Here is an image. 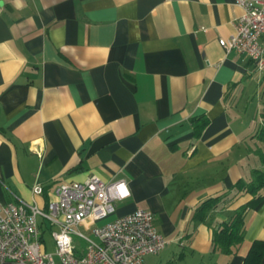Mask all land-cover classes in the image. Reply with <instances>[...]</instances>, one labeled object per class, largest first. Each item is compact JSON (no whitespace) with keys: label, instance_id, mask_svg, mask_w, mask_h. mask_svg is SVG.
I'll list each match as a JSON object with an SVG mask.
<instances>
[{"label":"crops","instance_id":"crops-1","mask_svg":"<svg viewBox=\"0 0 264 264\" xmlns=\"http://www.w3.org/2000/svg\"><path fill=\"white\" fill-rule=\"evenodd\" d=\"M242 11L235 0H0V200L44 206L62 182L124 179L109 220L146 208L172 257L242 264L264 239V68L218 42ZM243 206L227 254L213 231Z\"/></svg>","mask_w":264,"mask_h":264},{"label":"built area","instance_id":"built-area-1","mask_svg":"<svg viewBox=\"0 0 264 264\" xmlns=\"http://www.w3.org/2000/svg\"><path fill=\"white\" fill-rule=\"evenodd\" d=\"M235 1L243 9L235 32L218 42L226 52L244 53L263 69L264 0ZM32 191L41 193L43 187L35 184ZM128 194L124 179L104 180L89 173L83 180L60 183L44 206L18 196L0 200V264H145L146 254L158 253L167 243L151 210L139 207L95 224ZM44 226L50 228L53 251L46 249ZM74 235L84 239L83 246Z\"/></svg>","mask_w":264,"mask_h":264},{"label":"trees","instance_id":"trees-1","mask_svg":"<svg viewBox=\"0 0 264 264\" xmlns=\"http://www.w3.org/2000/svg\"><path fill=\"white\" fill-rule=\"evenodd\" d=\"M260 114L261 124L259 125L258 131L255 135L263 140V145L258 148L257 153L261 161L264 163V99L262 100ZM258 175L262 183V180L264 181V172L259 171ZM240 187V191L248 189L252 192L254 189L258 188V185L253 184L248 188H244V185L241 183ZM244 209L245 206L237 209L230 221L224 222L213 231L212 241L214 247L221 248V250L227 254H231L235 251L233 246L239 244L243 239V232L245 228L243 214ZM263 254L264 239H255L250 244L242 264H262Z\"/></svg>","mask_w":264,"mask_h":264},{"label":"rangeland","instance_id":"rangeland-1","mask_svg":"<svg viewBox=\"0 0 264 264\" xmlns=\"http://www.w3.org/2000/svg\"><path fill=\"white\" fill-rule=\"evenodd\" d=\"M109 218L110 217H106V218H103V220L102 219L98 220V224L104 223L105 221L109 220ZM79 228L85 230V227H79ZM43 229H44L43 236H44V240H45L46 249L48 251H53L54 250V243H53L52 237L50 235V228L44 226ZM74 237H75V240L78 244H80L82 246L84 245V243H85L84 239L79 238V237L77 238L75 235H74ZM173 249H174L173 247H168L164 251L161 250L158 253H148L144 256V262L146 264H197V263H195L196 258L193 255L186 254V256H184V258H182V259L178 258L177 256L172 257L173 252H174V251H172ZM178 250L179 249L175 250V252H177ZM56 259H57V257H56Z\"/></svg>","mask_w":264,"mask_h":264}]
</instances>
